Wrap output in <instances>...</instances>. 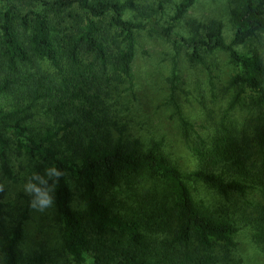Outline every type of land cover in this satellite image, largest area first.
<instances>
[{"label":"trees","instance_id":"obj_1","mask_svg":"<svg viewBox=\"0 0 264 264\" xmlns=\"http://www.w3.org/2000/svg\"><path fill=\"white\" fill-rule=\"evenodd\" d=\"M197 1L182 0L173 25L161 28L150 22L155 10L137 0H0V94L21 89L31 100L30 108L43 101L55 120V127L33 135L24 124L26 118L17 117L19 111L0 108L1 168L5 176L12 177L7 153V134L12 131L29 155L64 173L54 187V200L64 224V247L77 264H86L88 255L92 264H151L124 247L122 240L113 242L117 246L114 254L105 241L106 235L118 232L129 246L146 243L144 219L115 212L103 198L101 189L116 187L122 176L147 172L161 178L172 192L171 206L164 208L163 215L175 222V227L172 237L160 243L157 264H194L200 251L204 256L199 264H210L217 242L235 245L240 230L238 208L233 206L226 218H216L196 202L191 184L201 183L225 197L236 194L245 198L251 190L260 191L264 197V120L252 131L245 127L239 136L228 114L248 92L253 97L252 108L264 114V60L257 52L247 54L238 49L264 33V0H240L232 9L235 32L231 42L225 39L224 24L219 21L206 25L203 34L200 25L194 27L190 37L174 31L175 24ZM130 12L132 19L127 17ZM148 25L162 30L175 46L183 44L190 49L192 62H202L203 51H220L240 68L230 81L236 94L218 124L216 138L207 144L197 134L191 148L200 163L195 171L182 172L160 152L158 144L147 151L139 150L137 142L125 140L123 127L111 123L108 89L113 83L132 81L137 33ZM34 60L49 61L55 76L41 75L33 66ZM182 122L192 131V125ZM112 127L118 132L116 140H108ZM229 164L241 178L228 179L217 172L216 168ZM68 176L83 188L86 210L82 214L72 208ZM31 200L28 195L25 211L1 246L3 264H23L19 245ZM245 204L258 214L255 221L264 233V204ZM31 261L42 264L44 258L40 255Z\"/></svg>","mask_w":264,"mask_h":264},{"label":"rangeland","instance_id":"obj_2","mask_svg":"<svg viewBox=\"0 0 264 264\" xmlns=\"http://www.w3.org/2000/svg\"><path fill=\"white\" fill-rule=\"evenodd\" d=\"M125 1V0H123ZM182 0H137L138 4L155 10L150 22L167 28L173 25L172 18ZM240 0H199L185 18L174 26V31L184 37L193 35V28L200 25V32L212 21L224 24V37L231 42L234 37V26L231 11ZM128 18H133L130 12ZM239 51L251 54L259 53L264 60V33H259L240 46ZM190 49L173 42L163 35L155 25L137 33V49L132 65V81L113 83L106 97L110 107L111 123L124 128V137L128 142H137L139 150L147 151L153 144L168 160L182 172L195 171L200 167L191 148L197 142V134L207 144L216 138L218 124L227 112L236 89L231 88L230 81L240 72V68L230 63L224 52L203 51L202 62H192ZM86 64L89 61L85 62ZM33 66L43 76H55V69L46 60H34ZM27 69V68H25ZM253 97L250 92L244 95L239 105L228 114L239 130V136L248 126L252 131L264 120L260 109L252 108ZM31 100L15 89L8 94H0V108L5 112L19 111L18 118H26L24 124L31 134L39 135L50 127H55V120L43 101L36 102L30 108ZM193 126L192 131L184 128L183 122ZM108 140H116L118 132L110 128ZM9 146L8 160L12 177L3 174L0 158V250L6 237L10 234L20 216L27 207L25 185L35 173L43 174L49 165L38 156L29 155L11 132L7 134ZM61 140V139H60ZM63 142V140H61ZM63 149L62 143H56ZM210 145H208L209 147ZM234 167L221 165L216 168L226 178H241L235 174ZM68 183L73 193L72 208L82 214L86 206L82 199L83 188L73 177L68 176ZM197 203L210 210L216 218H226L233 206L239 210V232L234 238L235 245L227 247L217 242L213 249L214 261L210 264H264V233L259 225L258 214L245 204H264V197L258 190H251L245 198L239 195L225 197L201 183L191 184ZM104 200L112 209L123 216L132 213L144 219L146 243L141 247L129 246L118 232L105 236V241L117 248L113 242L123 241L124 247L136 252L141 258L157 264L160 243L172 237L175 222L163 214L164 208L171 206L172 192L161 178L152 177L150 173L139 176H122L116 187L101 189ZM53 204L43 211L30 206L28 217L24 221V238L19 248L23 264L43 256L42 264H77L66 251L62 233L63 220L58 214L54 200V190L50 193ZM196 263L199 264L204 252H196ZM158 256V258H156ZM88 255L86 264H92ZM0 264L3 256L0 253ZM160 264H166L165 262Z\"/></svg>","mask_w":264,"mask_h":264},{"label":"clouds","instance_id":"obj_3","mask_svg":"<svg viewBox=\"0 0 264 264\" xmlns=\"http://www.w3.org/2000/svg\"><path fill=\"white\" fill-rule=\"evenodd\" d=\"M64 173L55 165L46 167L43 174L35 173L25 185L26 194L32 197L30 206L43 211L53 204L50 194ZM52 181L49 184V181Z\"/></svg>","mask_w":264,"mask_h":264}]
</instances>
